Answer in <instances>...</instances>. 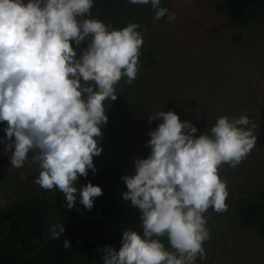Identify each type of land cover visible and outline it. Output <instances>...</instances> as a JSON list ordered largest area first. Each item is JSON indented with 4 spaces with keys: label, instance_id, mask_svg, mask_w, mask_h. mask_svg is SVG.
Segmentation results:
<instances>
[{
    "label": "clouds",
    "instance_id": "1",
    "mask_svg": "<svg viewBox=\"0 0 264 264\" xmlns=\"http://www.w3.org/2000/svg\"><path fill=\"white\" fill-rule=\"evenodd\" d=\"M93 2L0 0L5 153H11V165L18 169L33 153L32 162L40 168L35 182L45 190L61 191L69 210L77 194L88 210L103 194L91 182L79 190L75 185L89 169L96 171L93 157L102 152L98 142L108 121L105 101L117 99L116 85L122 78L129 84L135 80L143 45L137 23L117 30L90 18ZM128 2L150 3L156 20L168 13L160 7L161 0ZM85 41L87 46L81 48ZM148 119L161 121L149 133L151 153L135 159L134 175L122 177L128 189L123 198L142 212L143 237L125 230L118 251L102 249L103 264H195L198 257L205 258L203 244L211 238L204 214L209 208L227 211L229 193L220 166L235 168L250 154L256 146V125L246 115L221 116L210 134L194 136L197 128L172 110H160ZM64 231L63 223L54 224L48 238L55 240ZM63 247L71 248V242L65 239Z\"/></svg>",
    "mask_w": 264,
    "mask_h": 264
},
{
    "label": "rangeland",
    "instance_id": "2",
    "mask_svg": "<svg viewBox=\"0 0 264 264\" xmlns=\"http://www.w3.org/2000/svg\"><path fill=\"white\" fill-rule=\"evenodd\" d=\"M169 1L166 17L154 26L159 37L155 61L149 70L139 72L138 102L128 110L107 107L108 121L98 142L102 152L93 163L136 172L134 161L150 155L149 133L161 122H149L148 117L160 110H172L181 121L196 125L194 136L210 134L212 123L221 116L246 115L256 125V146L237 167L220 166L229 193L227 211L209 208L204 214L211 238L203 244L205 258L198 257L195 264H264V236L242 225L230 203L240 184L264 178V18L239 28L229 19L224 0ZM172 13L175 18L169 19ZM6 126L0 122V213L23 190L42 188L35 182L40 168L32 162L33 153L22 168L12 167L11 153H5ZM139 214L137 231L143 237L140 209ZM160 239L170 247L166 237Z\"/></svg>",
    "mask_w": 264,
    "mask_h": 264
},
{
    "label": "trees",
    "instance_id": "3",
    "mask_svg": "<svg viewBox=\"0 0 264 264\" xmlns=\"http://www.w3.org/2000/svg\"><path fill=\"white\" fill-rule=\"evenodd\" d=\"M169 4V0H161L160 7L169 9ZM224 7L229 19L239 28H246L264 18V0H224ZM154 16L150 3L142 5L130 4L128 0H94L90 18L99 19L117 30L130 22L137 23L140 26L137 31L143 37L135 80L129 84L126 77L122 78L116 85L117 99L105 101L107 107L120 106L128 110L136 106L142 82L139 72L149 70L155 61L154 50L159 37L154 30L157 21ZM72 44L76 47L74 41ZM86 46L87 41L82 42L80 47ZM79 55L80 50L77 49L78 58ZM95 168V172L88 170L86 178L79 177L75 185L79 190L91 182L102 188L103 194L94 198L91 210L80 204L79 194L75 206L69 210L65 195L58 189L33 187L23 190L16 201L1 211L0 264H103L102 249L105 246L118 251L125 230L138 233L139 209L130 199L123 198L128 189L122 179L135 172L124 166ZM230 198L240 223L253 227L264 236V178L258 182L240 184ZM61 223L65 228L63 234L55 240L48 238L51 235L50 227ZM65 239L71 242V248L64 249Z\"/></svg>",
    "mask_w": 264,
    "mask_h": 264
}]
</instances>
